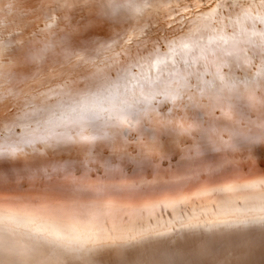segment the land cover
I'll use <instances>...</instances> for the list:
<instances>
[{
    "label": "snow or ice",
    "instance_id": "obj_1",
    "mask_svg": "<svg viewBox=\"0 0 264 264\" xmlns=\"http://www.w3.org/2000/svg\"><path fill=\"white\" fill-rule=\"evenodd\" d=\"M0 264H264V0H0Z\"/></svg>",
    "mask_w": 264,
    "mask_h": 264
}]
</instances>
